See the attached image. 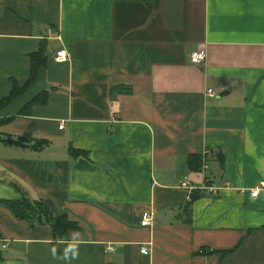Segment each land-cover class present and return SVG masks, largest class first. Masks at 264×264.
Instances as JSON below:
<instances>
[{
	"label": "crops",
	"instance_id": "1",
	"mask_svg": "<svg viewBox=\"0 0 264 264\" xmlns=\"http://www.w3.org/2000/svg\"><path fill=\"white\" fill-rule=\"evenodd\" d=\"M42 47L0 111V201L78 229L55 242L0 205V264H264V0H0V99ZM186 179L219 189L188 203Z\"/></svg>",
	"mask_w": 264,
	"mask_h": 264
},
{
	"label": "trees",
	"instance_id": "2",
	"mask_svg": "<svg viewBox=\"0 0 264 264\" xmlns=\"http://www.w3.org/2000/svg\"><path fill=\"white\" fill-rule=\"evenodd\" d=\"M45 52V47H42L38 53L31 54L32 66L31 75L27 84L23 87L18 84H14L13 91L10 96L0 99V111L7 108L14 99L22 95L29 87L33 86L35 83L36 76L40 68L46 64V58L43 57ZM114 93H127L131 92V88L116 87L112 90ZM48 93L43 92L39 94L34 100H32L26 108H24L21 113L28 115L29 110L34 105H46L47 104ZM8 120L7 122H9ZM16 143V142H12ZM74 157L79 155V151L72 150L71 153ZM189 163L192 169L198 171L201 165V157L197 155L191 156ZM19 190V188H17ZM202 195L199 192L197 195H193V200H196ZM190 202V203H192ZM0 205L7 208L13 213V215L21 221L30 223L32 226L36 225H46L51 229L53 240H66L68 238L69 232L78 229V225L72 222L68 217L63 215H57L53 208L46 202L43 201H31L27 196L22 195L20 199L13 201H0ZM191 205V204H188ZM190 208V207H188Z\"/></svg>",
	"mask_w": 264,
	"mask_h": 264
},
{
	"label": "built area",
	"instance_id": "3",
	"mask_svg": "<svg viewBox=\"0 0 264 264\" xmlns=\"http://www.w3.org/2000/svg\"><path fill=\"white\" fill-rule=\"evenodd\" d=\"M51 32V31H50ZM207 58V53L205 49H199L198 51L194 52L191 57V63L193 65L196 66H201L202 64H204V62L206 61ZM55 60L59 63H68L71 60V56L69 54V52L66 49H61L59 51H57L56 55H55ZM207 96L208 97H215L216 96V92H214L213 90H208L207 92ZM61 129H64L65 124L64 122H62L61 124ZM209 155V153H204L203 156V163H202V168H201V173L205 174L210 170V163L207 159V156ZM180 189H183L187 192V201L188 203L192 202L193 200V195L195 191H199L201 193H205V192H216L219 187H216L214 185H210V184H204L201 187H196L193 184H191V182L189 180H184L182 181L181 185H180ZM261 190H264V182L257 188L251 190V195L253 198H256L259 196V193ZM151 220L150 219H146L144 222H142L143 226L146 225H150ZM0 248L6 249V245H4L2 243V241L0 240ZM143 254H147L148 250L146 248L142 249L141 251Z\"/></svg>",
	"mask_w": 264,
	"mask_h": 264
},
{
	"label": "water",
	"instance_id": "4",
	"mask_svg": "<svg viewBox=\"0 0 264 264\" xmlns=\"http://www.w3.org/2000/svg\"><path fill=\"white\" fill-rule=\"evenodd\" d=\"M222 95H224V93H222L221 96H222ZM0 140H6V138H4V137H2V136L0 135Z\"/></svg>",
	"mask_w": 264,
	"mask_h": 264
}]
</instances>
